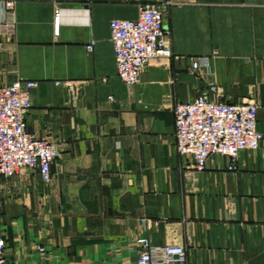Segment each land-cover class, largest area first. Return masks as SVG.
Returning <instances> with one entry per match:
<instances>
[{"label": "crops", "instance_id": "0c3cea01", "mask_svg": "<svg viewBox=\"0 0 264 264\" xmlns=\"http://www.w3.org/2000/svg\"><path fill=\"white\" fill-rule=\"evenodd\" d=\"M15 1L0 86L38 82L28 129L60 153L51 181L32 169L0 175L9 264H136L140 236L185 245L188 264H264V139L235 170L222 154L198 170L177 150L174 113L219 90L222 100L255 102L264 134V0ZM147 3L165 10L175 56L153 59L127 85L110 23ZM199 55L211 56L209 79L190 68Z\"/></svg>", "mask_w": 264, "mask_h": 264}, {"label": "built area", "instance_id": "2783aa9c", "mask_svg": "<svg viewBox=\"0 0 264 264\" xmlns=\"http://www.w3.org/2000/svg\"><path fill=\"white\" fill-rule=\"evenodd\" d=\"M15 0L0 2V40L13 36L17 29ZM61 13L55 11V34L60 32ZM118 77L127 85L141 80L144 68L157 57H174L171 30L165 24L163 7L147 3L135 19H113L110 23ZM94 43L87 46L93 49ZM196 75L209 79L211 56L190 57ZM38 86L33 79L18 78L0 86V175L12 177L25 169L37 171L44 181L53 178L52 164L59 156V145L30 132L27 116L33 105L32 91ZM214 88L211 84L210 90ZM217 90L212 96L204 90L192 101L178 102L176 147L181 155L204 170L213 154L230 158V170L237 168L241 153L260 147L264 134L259 129V106L255 102H229ZM6 241L0 237V264H9L5 256ZM136 264H188L185 245L153 243L149 236L136 239ZM44 250V248H41Z\"/></svg>", "mask_w": 264, "mask_h": 264}]
</instances>
